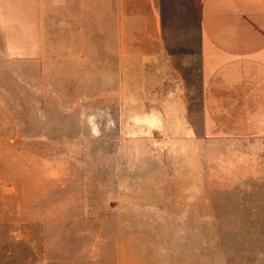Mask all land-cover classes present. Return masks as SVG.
<instances>
[{"label": "rangeland", "instance_id": "1", "mask_svg": "<svg viewBox=\"0 0 264 264\" xmlns=\"http://www.w3.org/2000/svg\"><path fill=\"white\" fill-rule=\"evenodd\" d=\"M46 47L0 70V264H264V133L201 132L197 59Z\"/></svg>", "mask_w": 264, "mask_h": 264}, {"label": "crops", "instance_id": "2", "mask_svg": "<svg viewBox=\"0 0 264 264\" xmlns=\"http://www.w3.org/2000/svg\"><path fill=\"white\" fill-rule=\"evenodd\" d=\"M83 37L91 53L101 45L123 68L178 53L197 59L201 132L213 131L217 117V131L264 133V0H0V70L43 61L52 42Z\"/></svg>", "mask_w": 264, "mask_h": 264}]
</instances>
